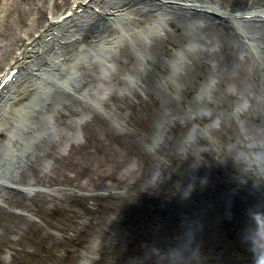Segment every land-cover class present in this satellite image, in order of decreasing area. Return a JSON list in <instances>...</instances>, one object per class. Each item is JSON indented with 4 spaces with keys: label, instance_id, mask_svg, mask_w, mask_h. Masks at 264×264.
<instances>
[{
    "label": "bare ground",
    "instance_id": "6f19581e",
    "mask_svg": "<svg viewBox=\"0 0 264 264\" xmlns=\"http://www.w3.org/2000/svg\"><path fill=\"white\" fill-rule=\"evenodd\" d=\"M10 72L0 264L22 252L3 250L8 232L62 204L41 264H96L148 235L153 213L160 236L204 218L199 264H264V0H0ZM90 226L92 242L64 243Z\"/></svg>",
    "mask_w": 264,
    "mask_h": 264
},
{
    "label": "rangeland",
    "instance_id": "374dc122",
    "mask_svg": "<svg viewBox=\"0 0 264 264\" xmlns=\"http://www.w3.org/2000/svg\"><path fill=\"white\" fill-rule=\"evenodd\" d=\"M242 6V5H241ZM248 8V6L245 8V10ZM260 77L261 74H260ZM27 100L23 101V103H26ZM21 103H19L16 107L12 106V110L19 107ZM11 112H8L4 120H0V130L2 131V134L0 135V152L3 154L6 151H10L11 149L13 152H18L17 149H15L12 145H5V136L9 135L8 125L7 122L11 120ZM113 150L111 147L107 148H100L96 152V165L99 168H104V171L108 169V163L112 161V158H114ZM132 165L131 163H127L121 167H118L115 170H117V173L120 175H128L129 172H131ZM228 177V174H226ZM81 195H84L85 197H89L90 193L86 192H78ZM102 194L107 195V193L102 192ZM111 195L107 197V203L114 202L117 200L115 198V193L112 191L110 193ZM90 207H94V204L92 200H89ZM67 206L66 204H62L61 209L59 208H52V210L46 212L42 215V218L36 219V227L29 231H25L24 233H21L20 231L14 230L7 233V238L5 242L1 245L3 247V250H7L11 242L16 243V247H21L22 252L20 253L19 262L17 264H41L44 260L45 256V250H46V237L51 235H57L59 241L62 240L61 235L58 233L57 229L54 227V222L62 221L64 218L62 208H65ZM75 208V206H74ZM76 209V208H75ZM77 208L76 210H78ZM157 216L155 213L147 215L140 219L142 221V225L146 227L147 230H149L148 235H143L134 240H132L131 243L124 246L121 250V252L111 255V253L108 251L107 253L103 254L101 259H98L96 261V264H134L137 261H142L141 259L147 260L146 264H155V255L159 250L167 249L170 245L174 244L177 241L178 237L184 236V235H194L196 231L200 232L202 230L201 223L204 221V218L199 219L196 228H193L189 226L188 229L180 231V233L176 236L172 232L167 235H159L156 219ZM86 221V219H85ZM94 222V221H93ZM68 237H70L71 241L64 242L66 245L73 247L74 244L80 243L83 240H89L92 242L93 237L92 235V226L87 227L85 229H82L79 233L75 234L72 232L68 233ZM170 238H173L174 241L169 243ZM18 243V244H17ZM225 252L224 250H221V253ZM55 264H57L55 262Z\"/></svg>",
    "mask_w": 264,
    "mask_h": 264
},
{
    "label": "clouds",
    "instance_id": "9594fccd",
    "mask_svg": "<svg viewBox=\"0 0 264 264\" xmlns=\"http://www.w3.org/2000/svg\"><path fill=\"white\" fill-rule=\"evenodd\" d=\"M198 247L194 235L178 237L174 244L156 253L155 264H199Z\"/></svg>",
    "mask_w": 264,
    "mask_h": 264
}]
</instances>
